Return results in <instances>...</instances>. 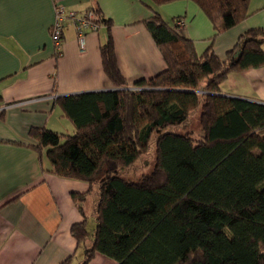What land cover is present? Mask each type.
<instances>
[{
    "label": "trees",
    "instance_id": "1",
    "mask_svg": "<svg viewBox=\"0 0 264 264\" xmlns=\"http://www.w3.org/2000/svg\"><path fill=\"white\" fill-rule=\"evenodd\" d=\"M170 1L142 0L153 13L141 22L164 69L128 83L109 30L100 53L113 88L57 98L73 124L69 133L34 126L33 143L6 141L44 153L45 170L96 183L94 230L85 216L71 226L77 243L90 241L79 264L95 252L116 264H264V103L221 91L230 72L264 65V29H246L219 57L211 40L249 14V0H191L213 27L199 53L183 20L169 23L158 10ZM91 9L94 21L110 27ZM155 131L152 164L142 167L149 170L123 176L148 154ZM71 195L82 209L85 193Z\"/></svg>",
    "mask_w": 264,
    "mask_h": 264
},
{
    "label": "crops",
    "instance_id": "2",
    "mask_svg": "<svg viewBox=\"0 0 264 264\" xmlns=\"http://www.w3.org/2000/svg\"><path fill=\"white\" fill-rule=\"evenodd\" d=\"M58 1L65 11L78 14L98 7L110 19V27L98 22L97 29L85 31L81 45L67 21L58 53L49 32L54 0H0V264H58L69 256V264H79V258L73 260L80 246L71 226L83 219L85 201L94 187L45 170L44 153L6 140L33 143L29 130L34 126L56 131L64 126L69 131L73 124L62 114L59 96L113 88L100 53L109 30L118 67L128 83L165 67L160 49L141 22L153 13L142 0ZM161 7L183 20V30L197 52L204 51L213 33L204 12L191 0H173ZM248 9L243 20L211 40L219 57L246 29H264V0H249ZM221 91L264 103V65L230 72ZM72 192L85 193L82 209ZM89 264L116 262L95 252Z\"/></svg>",
    "mask_w": 264,
    "mask_h": 264
},
{
    "label": "rangeland",
    "instance_id": "3",
    "mask_svg": "<svg viewBox=\"0 0 264 264\" xmlns=\"http://www.w3.org/2000/svg\"><path fill=\"white\" fill-rule=\"evenodd\" d=\"M158 10L161 12L163 18L167 21V22H172V14L169 13V10L166 8V7H161V5L158 6ZM214 39V37H213ZM65 121H67L66 118H64ZM69 121V120H68ZM191 127H193L194 129H197L198 128V121H197V113H195L194 115H192L191 117ZM186 125L183 124L181 126H177V127H174L172 128L173 130H179V129H182L183 127H185ZM59 128H62V127H59ZM60 132H66V133H69L72 131V129H69V131H67V129H64V126L62 129H59ZM158 134V131H155L151 137V142H150V146H149V150H148V154L147 155H144L140 162L137 161L133 166H131L130 168H127V169H124L122 171V175L127 177V178H132V179H135V178H138L139 175L147 170H149L150 167H144L142 168L144 165V161L145 160H148V163H151L152 164V161H153V147H154V139L156 137V135ZM141 163V164H140ZM93 191L92 193H90L87 197V200L85 201V204H84V210H85V220H86V228L88 230L89 233H91L93 230H94V227H95V213H94V206L96 204V200L95 202L93 203V200L95 199V197L97 196V185L96 183L93 184ZM87 206V207H86ZM84 242H80L79 243V249H78V254H76L73 258V260L75 261V263L77 262V258H79L80 260L83 259L82 257V253H84ZM78 255V257H77ZM78 259V260H79ZM80 262V261H79Z\"/></svg>",
    "mask_w": 264,
    "mask_h": 264
},
{
    "label": "built area",
    "instance_id": "4",
    "mask_svg": "<svg viewBox=\"0 0 264 264\" xmlns=\"http://www.w3.org/2000/svg\"><path fill=\"white\" fill-rule=\"evenodd\" d=\"M55 1V15L50 26V37L55 50L59 53L63 41V27L65 22H69L74 27L78 41L81 45L85 42V31L87 29L95 30L98 23L93 20L95 14L89 9L83 14H78L74 10L65 11L63 5L58 0ZM182 23L181 21H179Z\"/></svg>",
    "mask_w": 264,
    "mask_h": 264
}]
</instances>
